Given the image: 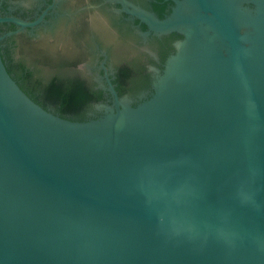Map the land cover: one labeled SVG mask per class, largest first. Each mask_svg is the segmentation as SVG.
Listing matches in <instances>:
<instances>
[{
  "label": "water",
  "instance_id": "water-1",
  "mask_svg": "<svg viewBox=\"0 0 264 264\" xmlns=\"http://www.w3.org/2000/svg\"><path fill=\"white\" fill-rule=\"evenodd\" d=\"M153 92L88 120L8 71L0 30V264H264V0H175ZM34 26L0 16V24Z\"/></svg>",
  "mask_w": 264,
  "mask_h": 264
},
{
  "label": "flooded vegetation",
  "instance_id": "flooded-vegetation-1",
  "mask_svg": "<svg viewBox=\"0 0 264 264\" xmlns=\"http://www.w3.org/2000/svg\"><path fill=\"white\" fill-rule=\"evenodd\" d=\"M175 5V0H0V16L37 22L28 27L0 24L3 34L19 30L2 42V56L21 82L30 74L46 79L53 73L52 78L63 81L62 87L73 89L67 92L84 93L89 99L85 116L66 117L88 120L91 113L100 115L106 106L114 105L111 85L121 98L135 104L153 92L185 37L151 31L134 10L164 20ZM58 63L63 70L51 68ZM55 106L48 107L56 110Z\"/></svg>",
  "mask_w": 264,
  "mask_h": 264
},
{
  "label": "trees",
  "instance_id": "trees-1",
  "mask_svg": "<svg viewBox=\"0 0 264 264\" xmlns=\"http://www.w3.org/2000/svg\"><path fill=\"white\" fill-rule=\"evenodd\" d=\"M51 68L54 70H63L62 65L57 64V66L52 65ZM53 70V71H54ZM8 71L13 77L18 81L22 89L29 94L35 101L49 108L50 103H56V110L63 117L67 115H72L76 118H82L85 116L87 110H89V99L84 93L71 94L66 90H73L71 88H64L60 83L58 77L52 78V74L47 76L46 79L42 78L39 74H36V78L31 77V74L21 82V76L17 72V76L14 71L8 67ZM52 71V72H53ZM16 73V72H15ZM65 90V91H64ZM87 104V106H86Z\"/></svg>",
  "mask_w": 264,
  "mask_h": 264
}]
</instances>
